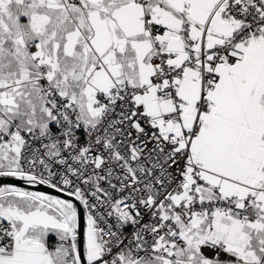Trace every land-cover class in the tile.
<instances>
[{"label": "snow or ice", "instance_id": "1", "mask_svg": "<svg viewBox=\"0 0 264 264\" xmlns=\"http://www.w3.org/2000/svg\"><path fill=\"white\" fill-rule=\"evenodd\" d=\"M0 264H264V0H0Z\"/></svg>", "mask_w": 264, "mask_h": 264}]
</instances>
